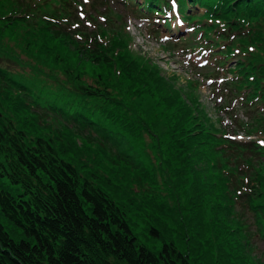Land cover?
<instances>
[{
	"label": "trees",
	"instance_id": "trees-1",
	"mask_svg": "<svg viewBox=\"0 0 264 264\" xmlns=\"http://www.w3.org/2000/svg\"><path fill=\"white\" fill-rule=\"evenodd\" d=\"M7 1L0 46L27 26L39 56L64 62L73 89L65 102L46 104L36 84L0 64V179L22 189L0 182V264H264L240 217L241 206L264 238V170L253 172L246 154L264 153V143L225 137L196 82L182 88L142 62L128 35L75 28L71 0ZM127 1L143 14L171 7ZM175 2L183 18L190 6L204 9L203 39L215 48L228 42L217 50L224 59L240 52L229 68L235 76L225 78L231 92L264 103V0ZM233 32L255 50L235 48ZM139 229L162 247L142 243Z\"/></svg>",
	"mask_w": 264,
	"mask_h": 264
},
{
	"label": "rangeland",
	"instance_id": "rangeland-1",
	"mask_svg": "<svg viewBox=\"0 0 264 264\" xmlns=\"http://www.w3.org/2000/svg\"><path fill=\"white\" fill-rule=\"evenodd\" d=\"M4 3L5 8L10 9V2L5 0ZM38 4L43 5V1L40 0ZM171 4L172 7L167 9L169 13L161 15L136 12L137 3L127 0H71L66 10L70 11V15L73 13L72 25L75 28L94 29L100 26L116 30L123 37L128 35L132 54L146 64L158 66L161 73L171 78L176 85L189 88V81L193 79L196 82L195 93L205 112L215 126L224 129L225 137L263 144L264 103L260 100H244V94L231 92L225 80L226 77L235 76L229 68L236 63L237 54L240 52L236 49L234 57L224 59L217 50L228 42L222 40V44L215 48L209 44L210 40L203 39L204 31L201 27L211 21L203 16V8L190 6L184 19L177 12L175 0H171ZM169 19L171 25L168 26ZM25 28L27 26H21L14 34L6 33L0 46V64L10 67L16 76L28 83L36 84L46 104L65 102L69 94L72 95L73 88L68 74L64 71V62L60 67L39 56V49L33 42H28ZM262 28L264 29V23ZM238 34L233 32L228 41H235V48L239 43L245 42L242 49H247L248 53L254 51V40L241 39ZM82 78L88 83H93L95 79L89 73ZM147 140L151 141L149 136ZM149 146L151 154H157L153 146ZM246 154L251 159L253 172L255 165L264 170V162H260L264 161V153ZM0 182L15 194L22 191L19 185L4 177ZM240 208L250 251L256 260L264 263V238L255 233L256 225L252 214L241 206ZM139 231L142 243L153 249L162 247L159 238L146 235L142 229Z\"/></svg>",
	"mask_w": 264,
	"mask_h": 264
},
{
	"label": "water",
	"instance_id": "water-1",
	"mask_svg": "<svg viewBox=\"0 0 264 264\" xmlns=\"http://www.w3.org/2000/svg\"><path fill=\"white\" fill-rule=\"evenodd\" d=\"M1 114V113H0Z\"/></svg>",
	"mask_w": 264,
	"mask_h": 264
}]
</instances>
